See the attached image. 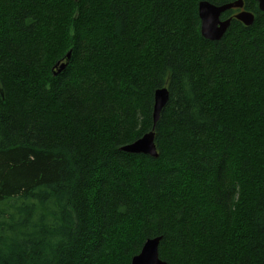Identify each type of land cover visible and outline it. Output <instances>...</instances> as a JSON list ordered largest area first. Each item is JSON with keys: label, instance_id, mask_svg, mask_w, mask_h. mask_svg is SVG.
<instances>
[{"label": "trees", "instance_id": "16d2710c", "mask_svg": "<svg viewBox=\"0 0 264 264\" xmlns=\"http://www.w3.org/2000/svg\"><path fill=\"white\" fill-rule=\"evenodd\" d=\"M199 1L0 0V264H264V12Z\"/></svg>", "mask_w": 264, "mask_h": 264}, {"label": "water", "instance_id": "95a60500", "mask_svg": "<svg viewBox=\"0 0 264 264\" xmlns=\"http://www.w3.org/2000/svg\"><path fill=\"white\" fill-rule=\"evenodd\" d=\"M243 1L238 0L233 3H225L222 5H213L206 1H201L198 4V15L201 20V30L204 37L210 40H219L226 32L230 25V18L221 21L219 16L221 13L233 8L242 7ZM259 8L264 10V0H260ZM236 19L243 21L247 26L251 25L254 20V15L248 11H241L235 15ZM71 52H68L70 57ZM69 59V58H68ZM65 68V64H61L57 73H60ZM169 98V92L165 88L157 89L154 92V104L152 112V129L139 137L134 142L121 147V150L127 153H144L151 157L156 156V146L154 142L155 126L159 119L163 107L166 105ZM159 243L160 237L147 239L138 254L134 255L130 264H166L159 258Z\"/></svg>", "mask_w": 264, "mask_h": 264}, {"label": "bare ground", "instance_id": "6f19581e", "mask_svg": "<svg viewBox=\"0 0 264 264\" xmlns=\"http://www.w3.org/2000/svg\"><path fill=\"white\" fill-rule=\"evenodd\" d=\"M202 1H206V0H202ZM235 1H238V0H234V1H231V2H226V3H233V2H235ZM243 1V0H242ZM257 1V6H258V9L260 10V11H262V12H264V10H261L260 8H259V5H260V0H256ZM199 2H201V1H199ZM199 2H198V4H199ZM206 2H209V1H206ZM210 4H213V5H222V4H225V3H222V4H214V3H211V2H209ZM243 7H244V2H243V6L242 7H233V8H231V9H237V12L236 13H234V15H233V17L235 18V15L237 14V13H239V12H241V11H248V10H245V9H243ZM230 10V9H229ZM228 11V10H227ZM197 12H198V5H197ZM226 12V11H225ZM248 12H250V11H248ZM224 13V12H223ZM223 13H221V15L223 14ZM250 13H252V12H250ZM253 14V13H252ZM221 15L219 16V19L221 20V21H223V20H226V19H228V18H230L231 20H232V17H227V18H221ZM254 15V14H253ZM198 17H199V15H198ZM236 19V18H235ZM199 20H200V17H199ZM231 20H230V22H231ZM237 20H239V19H237ZM240 22H242L244 25H246L243 21H241V20H239ZM254 21V20H253ZM247 26V25H246ZM250 26V25H249ZM228 29V28H227ZM200 33H201V35L204 37V35L202 34V30H201V20H200ZM224 35V34H223ZM204 38H206V37H204ZM206 39H208V38H206ZM208 40H210V39H208ZM69 52H71V51H69ZM68 55V53L66 54V60L65 61H63V62H61V61H58L55 65H54V68H56V71H55V74L57 73V71H58V68L60 67V65L61 64H65V67H66V65H67V63H68V61H69V59H70V57H68L67 56ZM71 56V55H70ZM69 58V59H68ZM162 88H165V87H162ZM162 88H158V89H162ZM167 89V88H166ZM157 90V89H156ZM155 90V91H156ZM154 91V92H155ZM154 96V95H153ZM154 98V97H153ZM153 104H154V100H153ZM152 112H153V109H152ZM151 129H152V127H151ZM149 132V131H148ZM148 132H146V133H148ZM146 133H144L143 135H145ZM154 133H155V131H154ZM142 135V136H143ZM141 136V137H142ZM155 138V137H154ZM137 140V139H136ZM135 141V140H134ZM133 141V142H134ZM132 143V142H131ZM128 144H130V143H128ZM128 144H126V145H128ZM125 146V145H124ZM156 146V145H155ZM123 147V146H122ZM131 154H144V153H131ZM145 155H148V154H145ZM150 156V155H149ZM158 156V152H157V149H156V156H154V157H157ZM153 238H156V237H150V238H147V239H153ZM146 239V240H147ZM145 240V241H146ZM145 241H144V243H145ZM143 243V244H144ZM143 244H142V246H143ZM141 246V247H142ZM140 250H141V248H140ZM140 250H139V252H140ZM138 252V253H139ZM137 253V254H138ZM159 254V253H158ZM160 258V257H159ZM132 259V258H131ZM161 260V259H160ZM161 261H163V260H161Z\"/></svg>", "mask_w": 264, "mask_h": 264}]
</instances>
